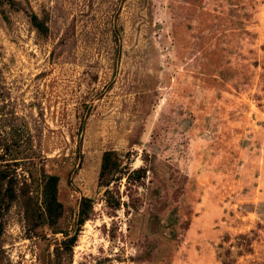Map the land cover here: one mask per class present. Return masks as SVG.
Segmentation results:
<instances>
[{
	"label": "rangeland",
	"instance_id": "rangeland-1",
	"mask_svg": "<svg viewBox=\"0 0 264 264\" xmlns=\"http://www.w3.org/2000/svg\"><path fill=\"white\" fill-rule=\"evenodd\" d=\"M0 264H264V0H0Z\"/></svg>",
	"mask_w": 264,
	"mask_h": 264
},
{
	"label": "trees",
	"instance_id": "trees-1",
	"mask_svg": "<svg viewBox=\"0 0 264 264\" xmlns=\"http://www.w3.org/2000/svg\"><path fill=\"white\" fill-rule=\"evenodd\" d=\"M30 21L33 27L40 33L45 34L48 31L47 25L40 20L34 14L30 15ZM118 154L113 151H106L103 153L99 178L103 179L106 174L118 168ZM57 184L58 178L55 176H48L43 188V208L46 213V217L51 224H54L61 214V204L57 201ZM7 194L9 199H13L15 193L13 191L12 180L8 182ZM91 214V201L83 198L81 206L75 222V230L71 236H66L58 245L62 251L72 253L73 246L77 242L80 228L87 221Z\"/></svg>",
	"mask_w": 264,
	"mask_h": 264
}]
</instances>
